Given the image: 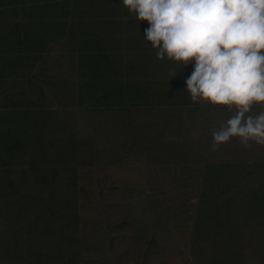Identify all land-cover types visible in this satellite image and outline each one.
Masks as SVG:
<instances>
[{"label": "trees", "instance_id": "1", "mask_svg": "<svg viewBox=\"0 0 264 264\" xmlns=\"http://www.w3.org/2000/svg\"><path fill=\"white\" fill-rule=\"evenodd\" d=\"M84 2L93 8L78 10L74 5L78 0H0V264H84L78 170L92 166L85 160L99 151L90 139H76L78 117L116 111H133V123L143 129V135L138 131L136 137H144L154 152L159 153L155 146H160L165 159H173L170 181L176 192L183 189L176 194L177 200L181 197L176 209L182 208L189 221L185 247L191 251V261L240 264L246 226L264 223V159L235 158L238 149L230 141L210 151L215 130L211 121H227L228 108L222 106L225 114L221 106L193 103L181 66L157 59L155 49L143 39L144 32L133 36L132 51L112 53L125 32L115 35L120 36L117 41L104 38V29L112 24L91 20L100 15L93 10L99 0ZM82 18L91 21L85 24L79 21ZM134 24L141 30L148 22ZM65 33L71 39L80 37L77 54L82 73L77 91L73 89L80 111L73 118L76 113L64 105L46 106L48 93L42 88L36 100L29 99L33 94L27 91L4 88L7 78H16L19 70L35 62L39 48ZM134 136L133 129V140ZM157 138L160 143H155ZM167 138L178 139L179 144L172 146ZM178 159L185 168L175 167ZM165 192L137 202L140 211L133 213L137 252L156 254L168 245L165 239L171 231L165 217L172 209Z\"/></svg>", "mask_w": 264, "mask_h": 264}, {"label": "rangeland", "instance_id": "2", "mask_svg": "<svg viewBox=\"0 0 264 264\" xmlns=\"http://www.w3.org/2000/svg\"><path fill=\"white\" fill-rule=\"evenodd\" d=\"M78 1L79 3L74 4L75 7L80 8L78 10H83V6L93 8L84 2L85 0ZM113 1L99 0L98 6L93 10L100 15L93 16L91 20L94 22L102 20L112 24L103 32L104 38L109 40L117 41L120 36L115 35L125 32L122 42L114 44L112 53L117 54L120 51L126 53L133 50V36L142 34L148 24L142 26L144 29L139 30L140 28L134 24L135 20L133 22V19L127 17L120 8L121 0ZM115 3L120 4L119 7L115 8ZM91 20L82 18L79 21L88 24ZM120 23L122 25L119 29V26L115 25ZM127 39H130L129 42ZM79 47L80 37L78 36L71 39L69 33H65L52 38L44 47L38 49L35 62L19 70L16 78L11 76L6 79L7 84L4 88L7 87L15 93L27 91L29 95L33 94L29 96L32 100H36L33 98L38 96L39 88H42L48 93L46 106L64 105L71 110L70 112L76 113L71 114V118L78 117L77 112L80 111V107L76 105V99L73 98V89L77 91L76 86L80 82L82 73L77 54ZM169 61L172 64L173 61ZM181 69L183 70L181 74L188 77L193 71V65L188 64ZM85 72L82 75L86 74ZM254 108L252 114L261 110L258 107ZM220 109L222 113L227 112L222 106ZM233 114V111H229V118ZM101 115L98 117L92 114L93 118L90 115L80 116L78 117L80 126L77 123L76 139L81 142L87 138L90 139L94 144L93 149L99 151L89 161L88 158L85 160L89 165H92V161V166L79 167L78 170V183L82 188L80 194L82 239L86 243L87 250L84 264H194L191 261L190 249L185 247L189 239V230L188 227L186 228L189 221L182 216L184 213L182 208L180 211L176 209L181 201V197L176 199V194L183 189L176 192V185L170 181L175 171L171 170L173 159L166 160L163 155L164 149L160 146H155L159 153L154 152L152 151L154 148L149 146L144 137H136L138 131L143 135L141 133L143 129H141L142 126H138V123H133V111H116ZM136 117L139 119L141 116L138 114ZM222 122L226 120L213 119L212 128L217 129ZM133 129L135 140H133ZM174 130L176 131V128ZM167 141L172 146L179 144L178 139L167 138ZM230 142L238 149L235 152L239 154L235 158L264 159V145L252 143L251 147L245 148L241 146L237 138L231 139ZM155 143H160V139L157 138ZM163 143L165 144V141ZM155 154H160L162 157ZM180 161L178 159V162L174 164L175 167L185 168V164ZM163 190L167 191L163 194L168 195V206L172 209L168 214L169 217L172 215L171 218L165 217V226L171 231L168 239H165L168 245L164 249L156 250V254L152 251L149 253L151 255H148L146 251L143 252V249L137 252L133 244L134 209L139 212L137 202L140 199L154 200L150 197ZM161 197L162 195L159 199ZM143 206L141 204V208ZM260 223L253 224L254 228L246 226L244 231L246 245L242 247L243 260L240 264H264V223H261L262 225ZM159 243L163 245V242ZM203 248L213 249L212 246ZM196 249L195 247V252Z\"/></svg>", "mask_w": 264, "mask_h": 264}, {"label": "clouds", "instance_id": "3", "mask_svg": "<svg viewBox=\"0 0 264 264\" xmlns=\"http://www.w3.org/2000/svg\"><path fill=\"white\" fill-rule=\"evenodd\" d=\"M147 21L143 39L157 59L193 65L185 90L193 103L234 114L212 131L209 149L237 138L264 145V0H121ZM176 75V71L172 76ZM253 107L261 109L252 114Z\"/></svg>", "mask_w": 264, "mask_h": 264}]
</instances>
